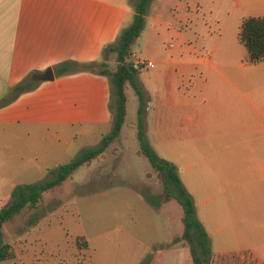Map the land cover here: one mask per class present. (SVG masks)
Segmentation results:
<instances>
[{
    "label": "crops",
    "instance_id": "obj_1",
    "mask_svg": "<svg viewBox=\"0 0 264 264\" xmlns=\"http://www.w3.org/2000/svg\"><path fill=\"white\" fill-rule=\"evenodd\" d=\"M135 2L0 0V193L11 197L15 186L26 183L19 177L43 173L59 152L69 85L79 120H84L83 102L91 114L96 109L102 96L97 74L72 70L67 77L59 67L99 60L132 21ZM166 4L173 5L167 14L162 12ZM148 9L180 44L176 59L147 57L153 66L138 71L146 131L182 128L184 138H237V129L264 132V61L244 64L246 50L237 59L241 21L264 16V0H151ZM48 69L52 77L47 79ZM30 77L36 85L7 100ZM196 168L187 164L191 171ZM218 183L237 190V236L249 238V255L264 264V152L237 154V170L225 171ZM229 253L240 252L218 255Z\"/></svg>",
    "mask_w": 264,
    "mask_h": 264
},
{
    "label": "rangeland",
    "instance_id": "obj_2",
    "mask_svg": "<svg viewBox=\"0 0 264 264\" xmlns=\"http://www.w3.org/2000/svg\"><path fill=\"white\" fill-rule=\"evenodd\" d=\"M172 4H166L162 12L169 13ZM148 8L150 19H145L143 32L130 46L131 52L146 59H176L178 38L156 22L154 12ZM239 44L237 59L246 50ZM105 49L95 69L112 72L117 66L116 54ZM128 59L132 61L130 55ZM76 70L97 74L102 96L97 99L96 109L91 114L83 102L84 120H79L73 87L69 85L71 89L64 98L65 136H60L59 152L51 156L43 173L27 174L19 180L33 183L52 178L59 164L98 145L111 130L115 102L110 75L92 69ZM139 80L137 72L136 81L141 85ZM127 86L124 129L103 155L77 167L67 179L44 192L35 209L25 208L4 222L3 238L12 244L15 256L0 264H192L184 242L171 244L182 232L180 204L176 199L162 201L163 188L155 170L145 156L136 154V121H128L136 116L138 100L132 87ZM182 87H187L186 82ZM146 129L147 140L156 153L176 166L193 199L196 217L208 233L211 254L205 264H257L249 255V238L237 236V190L221 189L218 179L225 171L232 172L234 166L237 170V154L256 156L264 152V132L237 129V138H184L182 128L174 132L166 128L164 134L158 127ZM188 163L197 168L187 169ZM5 194L0 193V207L11 202ZM81 239L87 244L83 245ZM227 251L240 253L218 255Z\"/></svg>",
    "mask_w": 264,
    "mask_h": 264
},
{
    "label": "trees",
    "instance_id": "obj_3",
    "mask_svg": "<svg viewBox=\"0 0 264 264\" xmlns=\"http://www.w3.org/2000/svg\"><path fill=\"white\" fill-rule=\"evenodd\" d=\"M151 0H136L134 16L130 24L121 29L115 43L106 47L116 54V69L109 72L106 69L96 70L101 74H109L113 83L115 102V115L111 130L102 136L98 145L81 150L75 157L66 163L58 165L53 177L41 182L25 183L15 186L11 191V202L0 207V261L11 259L15 256L12 244L3 238V224L23 209H35L44 192L59 185L79 166L89 164L92 159L101 155L106 147L119 135L127 111L126 85H130L137 96L136 109V137L139 147L136 154L145 156L153 169L156 178L163 188L161 197L163 202L176 199L181 206L180 220L182 232L172 240V244L184 242L189 249L192 264H205L206 257L211 254L208 233L197 219L191 195L184 187L176 166L169 160L159 156L148 142L145 132V99L141 88L136 81L139 69L135 68L128 59L130 46L140 35L147 7ZM238 37L246 49L243 60L246 65H253L264 61V16L244 17L241 21ZM105 49V50H106ZM95 62L77 63L66 62L60 65L59 72L66 73L76 69H95ZM36 80L32 77L25 78L13 88V93L7 100L16 97L22 91L33 88ZM32 220V219H31ZM86 245V240L81 239ZM78 244V243H77Z\"/></svg>",
    "mask_w": 264,
    "mask_h": 264
},
{
    "label": "built area",
    "instance_id": "obj_4",
    "mask_svg": "<svg viewBox=\"0 0 264 264\" xmlns=\"http://www.w3.org/2000/svg\"><path fill=\"white\" fill-rule=\"evenodd\" d=\"M173 44L169 43V46L171 47ZM130 56H131V63L133 64V66L139 70L142 69H148L150 67L153 66V62L150 59H146L144 57H142L141 55H139L136 52H130Z\"/></svg>",
    "mask_w": 264,
    "mask_h": 264
},
{
    "label": "water",
    "instance_id": "obj_5",
    "mask_svg": "<svg viewBox=\"0 0 264 264\" xmlns=\"http://www.w3.org/2000/svg\"><path fill=\"white\" fill-rule=\"evenodd\" d=\"M45 78H51L52 77V71H51V69H48L46 72H45Z\"/></svg>",
    "mask_w": 264,
    "mask_h": 264
}]
</instances>
